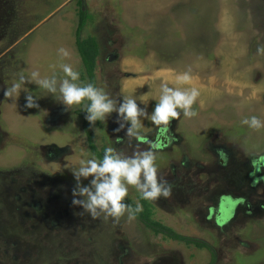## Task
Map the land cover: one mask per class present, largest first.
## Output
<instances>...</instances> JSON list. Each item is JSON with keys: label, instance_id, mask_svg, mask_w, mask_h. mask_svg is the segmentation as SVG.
I'll return each instance as SVG.
<instances>
[{"label": "rangeland", "instance_id": "1", "mask_svg": "<svg viewBox=\"0 0 264 264\" xmlns=\"http://www.w3.org/2000/svg\"><path fill=\"white\" fill-rule=\"evenodd\" d=\"M80 10L87 18L77 34ZM77 36L94 39L93 85L117 103L132 98L151 114L162 81L199 90L197 115L170 120L167 139L146 117L141 139L116 131L115 113L90 129L98 151L111 146L131 155L160 143L157 174L171 195L144 200L129 186L126 198L148 208L150 220L209 249L127 215L113 224L79 214L70 169L95 157L82 129L83 105L68 109L47 95L39 108L26 109L25 93L15 102L4 96L22 73L62 74L61 62L73 64L81 86L91 83ZM261 44L264 0H0V264H264V167L256 182L242 177L264 156V129L240 123L264 120ZM60 47L72 52L70 60H60ZM189 69L191 83L177 85ZM27 89L43 94L33 84ZM221 146L232 158L224 167L210 149ZM222 194L244 199L251 212L263 209L218 225L209 208Z\"/></svg>", "mask_w": 264, "mask_h": 264}, {"label": "clouds", "instance_id": "2", "mask_svg": "<svg viewBox=\"0 0 264 264\" xmlns=\"http://www.w3.org/2000/svg\"><path fill=\"white\" fill-rule=\"evenodd\" d=\"M256 51L257 54H264V44L259 45ZM57 53L61 61L70 60L73 55L65 47L58 48ZM59 68L62 74L53 72L51 76H42L39 70H32L27 75L20 74L11 87L6 88L4 96L15 102L22 92L25 93L26 109L39 108L38 99L47 95L53 96L68 109L83 105L85 120L90 127L97 121L106 122L115 113L118 124L115 130H126L125 135L130 141L133 138L141 139V117L150 119L163 135L168 131L170 120L181 116L191 119L197 115L193 105L200 92L195 87H170L162 81L158 102L148 114L146 108L140 107L135 99L125 97L117 103L104 89L92 83L81 86L78 83L80 73L73 64L61 62ZM190 73L191 69L178 74L177 85L190 84ZM29 84L36 85L43 94H31L27 89ZM240 123L252 131L264 129V120L257 116L246 117ZM160 146V143H156L149 149L137 148L131 155L109 146L105 148L102 159H81L78 167L70 169L75 180L72 204L82 210L79 214L86 213L92 220L111 221L113 224L125 215L129 220H134L142 211V206L137 203L133 208L125 202L129 186H134L144 200L170 196L171 187L157 174L154 149ZM220 155L226 163V154L220 150ZM85 180L87 184L83 183Z\"/></svg>", "mask_w": 264, "mask_h": 264}, {"label": "trees", "instance_id": "3", "mask_svg": "<svg viewBox=\"0 0 264 264\" xmlns=\"http://www.w3.org/2000/svg\"><path fill=\"white\" fill-rule=\"evenodd\" d=\"M86 18H87V16L85 15V13L82 10H80L77 34L79 33L80 29L85 25ZM76 47H77L78 54L81 58V61L83 63V67L85 69V72L88 75L90 82L93 84V80H92L93 79V70H94V66H95V57L97 55L96 43H95L94 39H92V38L87 37L84 39H80L79 36H77ZM81 117L83 118L82 129L86 135V139L88 142L89 149H90L91 153L98 160L102 159L104 151H98V149L95 146L94 135L90 130L89 123L85 120V112L81 113ZM125 202L130 204L133 208H135V206H136L134 203L130 202L127 198H125ZM136 218L141 220L142 223H144V225H147L148 227L152 228L156 233L162 232L173 240H181L187 244H194L195 246H197L199 248L209 249V247L201 241L181 237V236L175 234L173 231H171L167 227L150 220L149 210L146 207H144L142 209V211L137 215Z\"/></svg>", "mask_w": 264, "mask_h": 264}, {"label": "flooded vegetation", "instance_id": "4", "mask_svg": "<svg viewBox=\"0 0 264 264\" xmlns=\"http://www.w3.org/2000/svg\"><path fill=\"white\" fill-rule=\"evenodd\" d=\"M171 126L172 125H170V123H169L168 128H171ZM158 132H160V131H158ZM160 135H161V133H160ZM161 137L162 138L165 137V133L163 135H161ZM217 148H220L226 154V157H227L226 164H225V161L220 157V154L218 153V152H220V150ZM210 149L215 154L216 161L218 162V164H222L221 167L226 166L228 164V162H230V160H232L231 153L227 149H225L224 146L215 147V148L210 147ZM49 150H50V153H49L50 156H56V153H58V151H59V149L56 146H53V147L51 146ZM256 158H257L256 159L257 161H251V163L249 164L248 167H251V168H250V170L248 169L247 174L242 176V177H245L247 179L252 180L253 182L258 181L260 178L259 174H260L261 170L259 173H257L256 169H258L259 167H264V164L262 161L263 157L260 156V157H256ZM183 164L185 166H187L188 162L184 161ZM247 164L248 163H245L244 165H247ZM196 167H205V166L203 164L198 163V164H196ZM196 171H197V173H200V168H199V170L197 169ZM235 172L238 173V171H235ZM250 180H248V181H250ZM239 201H241V200H239L237 198H235L234 200L230 199V195H227V194L219 195L217 198H215V201L213 203V207L209 208L210 216L211 215L215 216V219L217 220L216 221L217 224L222 225V223H224L225 221H226V223H231L232 220L234 218H236L237 215H239L240 213H244V215H249L251 212L249 210L250 205H248L247 202L244 203V199L240 203H239ZM243 203H244V206L241 205ZM262 209H263V206H259V205L253 206L251 213L260 212ZM223 217H226V218L224 219Z\"/></svg>", "mask_w": 264, "mask_h": 264}, {"label": "water", "instance_id": "5", "mask_svg": "<svg viewBox=\"0 0 264 264\" xmlns=\"http://www.w3.org/2000/svg\"><path fill=\"white\" fill-rule=\"evenodd\" d=\"M262 161H263V164H264V156H263V158H262ZM259 170V168L258 169H256V172ZM224 219L226 218V217H223Z\"/></svg>", "mask_w": 264, "mask_h": 264}]
</instances>
